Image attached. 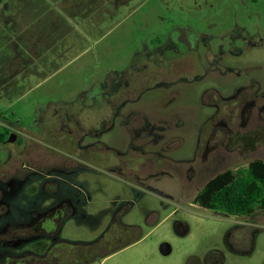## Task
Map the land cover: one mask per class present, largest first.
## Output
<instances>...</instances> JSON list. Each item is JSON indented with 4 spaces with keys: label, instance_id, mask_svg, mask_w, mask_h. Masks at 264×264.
Returning <instances> with one entry per match:
<instances>
[{
    "label": "rangeland",
    "instance_id": "1",
    "mask_svg": "<svg viewBox=\"0 0 264 264\" xmlns=\"http://www.w3.org/2000/svg\"><path fill=\"white\" fill-rule=\"evenodd\" d=\"M180 25L208 35L211 48H242L249 63L237 71L200 68L194 85L174 84L168 106L181 117L180 161L147 179L133 176L132 166L85 164L90 218L68 221L61 236L94 240L104 228L98 210L123 199L133 203L124 222L142 230L140 240L87 264H204L227 239L234 248L224 249V264H264L263 211L235 222L181 199L219 172L264 159V0H0V123L4 116L29 122L50 101L98 93L121 72L130 77L133 62L140 66L145 50L168 36L175 42ZM165 96L155 89L153 111H163ZM176 219L187 222L186 234L175 231ZM163 241L172 246L168 255L158 250Z\"/></svg>",
    "mask_w": 264,
    "mask_h": 264
},
{
    "label": "flooded vegetation",
    "instance_id": "2",
    "mask_svg": "<svg viewBox=\"0 0 264 264\" xmlns=\"http://www.w3.org/2000/svg\"><path fill=\"white\" fill-rule=\"evenodd\" d=\"M177 28L175 42L168 36L165 42L146 49V61L140 66L134 61L130 77L121 72L116 81L104 85L105 94L102 89L98 93L82 90L72 99L50 101L29 122L20 116L2 118L0 264H87L141 239V227L124 222L133 205L124 199L116 207L98 210L104 228L94 240H70L61 231L72 219L90 218L91 195L82 178L86 163L132 166L133 176L147 179L180 161L176 140L181 117L168 106L176 82L194 85L200 76L193 72L200 68L208 72L212 67L213 72L247 67L249 60L242 48L214 49L205 33L189 31L184 25ZM259 40L264 43V36ZM250 82L259 84L253 78ZM157 88L169 95L161 100L162 112L152 110L155 102L151 98ZM259 109L264 111V102ZM103 149L111 157L103 160ZM119 162L120 167L116 166ZM199 190L190 198L183 193L181 199L196 204ZM223 215L236 222V216ZM174 229L186 234L189 226L176 219ZM225 241L223 249L213 247L206 253L204 264H224L226 251L234 248L233 242Z\"/></svg>",
    "mask_w": 264,
    "mask_h": 264
},
{
    "label": "trees",
    "instance_id": "3",
    "mask_svg": "<svg viewBox=\"0 0 264 264\" xmlns=\"http://www.w3.org/2000/svg\"><path fill=\"white\" fill-rule=\"evenodd\" d=\"M253 138L260 139L261 135ZM194 202L226 215L251 216L256 210L264 212V159L255 158L246 166L219 172L202 186Z\"/></svg>",
    "mask_w": 264,
    "mask_h": 264
},
{
    "label": "water",
    "instance_id": "4",
    "mask_svg": "<svg viewBox=\"0 0 264 264\" xmlns=\"http://www.w3.org/2000/svg\"><path fill=\"white\" fill-rule=\"evenodd\" d=\"M160 251L163 255H168L171 252V246L167 242H162L160 245Z\"/></svg>",
    "mask_w": 264,
    "mask_h": 264
}]
</instances>
